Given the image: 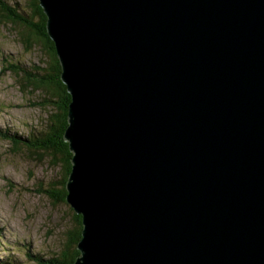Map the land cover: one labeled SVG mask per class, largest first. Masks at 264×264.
Here are the masks:
<instances>
[{
    "label": "water",
    "instance_id": "obj_1",
    "mask_svg": "<svg viewBox=\"0 0 264 264\" xmlns=\"http://www.w3.org/2000/svg\"><path fill=\"white\" fill-rule=\"evenodd\" d=\"M37 2L73 264H264V0Z\"/></svg>",
    "mask_w": 264,
    "mask_h": 264
},
{
    "label": "rangeland",
    "instance_id": "obj_2",
    "mask_svg": "<svg viewBox=\"0 0 264 264\" xmlns=\"http://www.w3.org/2000/svg\"><path fill=\"white\" fill-rule=\"evenodd\" d=\"M0 3V263L36 264L25 254L46 261L76 250L75 214L64 199H57L65 185L60 156L27 146V140L40 138L54 110L29 83L36 72L47 74L43 48L31 41L25 47L20 34L28 33L27 26L16 22L38 23L31 16L33 2Z\"/></svg>",
    "mask_w": 264,
    "mask_h": 264
},
{
    "label": "trees",
    "instance_id": "obj_3",
    "mask_svg": "<svg viewBox=\"0 0 264 264\" xmlns=\"http://www.w3.org/2000/svg\"><path fill=\"white\" fill-rule=\"evenodd\" d=\"M31 1L33 2V5H31L30 8L31 16L35 17L38 23H29L21 18L16 19V22L19 24H25L27 26L24 28L27 29L28 33L25 36L20 34L21 41L25 47L28 48V46H30L29 42L31 41L33 43H39L43 48L44 56H46L45 68L43 69L47 70V74L42 76L39 74V72H36L35 76L37 77L30 80L29 83L31 86L34 85V90L41 91L40 97L46 96L48 99L46 100V103H50L54 110L50 115L51 122L46 124L45 128H43L40 133H38L40 138L38 136H34L33 139H29L30 141H27H29V146L32 145L33 148H36L35 152L50 153L53 156H60L63 166V173L66 178L70 171L71 154L68 150L67 143L62 138V134L67 127L66 113L68 104L70 102V95L66 92L65 86L61 83L59 77L60 64L53 47V43L49 39L45 30L46 16L39 8L37 0ZM2 7L0 3V10H2ZM10 22L11 24H14V21ZM12 140L15 144L20 143L14 138ZM56 195L57 199L63 200L66 195L65 188L61 189V191L58 190ZM74 218L76 229L72 236V243L76 244L79 240L81 218L78 215H74ZM77 255L78 251L73 249L72 251H67L61 254L60 258L51 260L47 259L44 261L39 255H32L30 253L25 254L28 259H34L33 261H38L35 262L36 264H73V261Z\"/></svg>",
    "mask_w": 264,
    "mask_h": 264
},
{
    "label": "bare ground",
    "instance_id": "obj_4",
    "mask_svg": "<svg viewBox=\"0 0 264 264\" xmlns=\"http://www.w3.org/2000/svg\"><path fill=\"white\" fill-rule=\"evenodd\" d=\"M68 93V92H67ZM69 94V93H68ZM10 126V125H9ZM67 126H68V124H67ZM11 128V127H10ZM22 133V132H21ZM10 136V135H9ZM7 137V136H6ZM12 138H14V137H12ZM11 140V139H10ZM18 141V140H17ZM30 141V140H29ZM28 141V142H29ZM66 143H67V145H68V142L66 141V140H64ZM28 142H27V145H28ZM13 143V142H12ZM14 145V144H13ZM25 145V144H24ZM29 146V145H28ZM32 146V145H31ZM31 146H29V147H31ZM70 152V154H71V157H72V152L71 151H69ZM82 226V225H81ZM29 256V255H28ZM79 255H77L76 257H78ZM75 257V258H76ZM34 258V257H33Z\"/></svg>",
    "mask_w": 264,
    "mask_h": 264
},
{
    "label": "clouds",
    "instance_id": "obj_5",
    "mask_svg": "<svg viewBox=\"0 0 264 264\" xmlns=\"http://www.w3.org/2000/svg\"><path fill=\"white\" fill-rule=\"evenodd\" d=\"M62 83V82H61ZM65 181H66V179H65ZM64 184H65V182H64ZM65 188V187H64Z\"/></svg>",
    "mask_w": 264,
    "mask_h": 264
},
{
    "label": "flooded vegetation",
    "instance_id": "obj_6",
    "mask_svg": "<svg viewBox=\"0 0 264 264\" xmlns=\"http://www.w3.org/2000/svg\"><path fill=\"white\" fill-rule=\"evenodd\" d=\"M64 179H66V178L64 177Z\"/></svg>",
    "mask_w": 264,
    "mask_h": 264
}]
</instances>
